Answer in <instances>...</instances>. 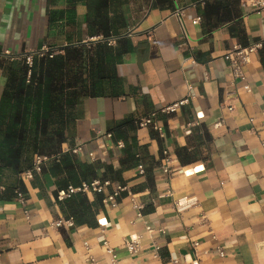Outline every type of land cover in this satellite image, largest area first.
I'll return each instance as SVG.
<instances>
[{
    "label": "crops",
    "instance_id": "crops-1",
    "mask_svg": "<svg viewBox=\"0 0 264 264\" xmlns=\"http://www.w3.org/2000/svg\"><path fill=\"white\" fill-rule=\"evenodd\" d=\"M258 41L247 90L226 54ZM71 46L99 50L107 70L94 80L104 92L79 98L62 149L82 144L73 154L99 162L95 178L110 180L85 193L91 202L120 183L129 191L116 207L99 199L94 226H55L70 217L65 200L73 193L57 198L66 171L48 163L24 180L5 167L0 189L21 179L27 191L24 202L0 196V264H91L89 255L93 264H111L104 238L121 264H264V14L241 0H0V99L10 66L24 61L14 54L48 48L57 55ZM189 91L187 104L159 114L164 136L136 122ZM138 233L141 249L130 253L124 239Z\"/></svg>",
    "mask_w": 264,
    "mask_h": 264
},
{
    "label": "trees",
    "instance_id": "trees-1",
    "mask_svg": "<svg viewBox=\"0 0 264 264\" xmlns=\"http://www.w3.org/2000/svg\"><path fill=\"white\" fill-rule=\"evenodd\" d=\"M106 67L99 50L83 46L67 47L65 53L52 57L36 56L31 74L24 61L11 65L0 99V172L10 167L20 175L32 167L34 155L61 152L79 98L104 92L101 82L99 86L94 80L104 78ZM179 156L188 160L183 151ZM51 163V170L66 171V188L69 183L95 179L99 162H83L67 152ZM26 191L20 179L16 186L0 189V196L13 198ZM99 199L103 198L98 196L94 204L85 193H73L65 200L68 216L77 225H96L93 206L98 208Z\"/></svg>",
    "mask_w": 264,
    "mask_h": 264
},
{
    "label": "built area",
    "instance_id": "built-area-1",
    "mask_svg": "<svg viewBox=\"0 0 264 264\" xmlns=\"http://www.w3.org/2000/svg\"><path fill=\"white\" fill-rule=\"evenodd\" d=\"M242 4L248 5L254 9L255 12L259 14H264V0H241ZM176 15L179 18V21L181 23L182 29H183V36L188 39V30L185 23V17L183 10H177ZM200 21V17H196L192 19L193 23H198ZM263 46V43L261 41L253 42L248 45H234L231 49L228 50L226 56L230 62L231 65V72L234 76V78L239 79V81H244L245 85L244 87L247 90H250V85L247 83V74H246V66L251 61L252 54L257 52L258 49H260ZM54 56L55 51H50L48 48H44L42 50H38L36 52H24L21 54L13 55V58L17 59H23L25 63L29 67V74L31 73V68L34 65V59L36 55H47ZM12 55V54H11ZM189 89L192 88V85H188ZM191 93L189 91L188 95L185 97L170 103L160 109H155L148 113L147 115L141 117L138 119L137 123L139 126H153L156 130L159 131V133L164 136L165 130L163 124L160 122L158 116L160 113H171L175 112L178 108L183 106L184 104H187L190 100ZM231 109L233 107H230ZM107 135L110 137L112 136L111 132H107ZM262 145L264 146V139L261 141ZM117 144L121 147L124 146V142L122 140L118 141ZM83 145L78 144L72 148L62 149L61 152L57 154L52 155H46V154H37L35 155L33 165L31 168L25 169L23 172H21L20 176L24 180H30L32 179L36 173H40L43 170V167L47 165L48 163H51L53 161H60L61 155L63 153H75L78 154L82 151ZM90 157L95 160L96 155L95 151L89 152ZM163 172L167 176H171L174 169L171 166V158L167 154V151L164 150V162L161 165ZM138 170L140 173L145 172V165L143 162H140L138 165ZM108 185H110V180L108 179H100L95 178L91 181L82 180L80 184L75 185L72 183H69L68 186L65 189H62L58 191L57 198L59 200L65 199L68 195L75 193V192H94V191H102L104 190ZM124 191H129V186L124 183H120L116 185L109 193H107L103 200L106 202H110L114 207L118 206L119 199L122 197V193ZM131 200L135 207L142 209L144 207L143 202H139L136 200V197L130 192ZM18 199H20L22 202L25 201V196L22 192H18ZM139 215H141V212L139 211ZM55 226H61V225H68V226H74L75 221L73 217L69 218H60L53 222ZM147 230L152 231V227L150 225L147 226ZM141 238L142 235L140 233L127 237L124 239L125 247L127 248L128 252L134 253L141 249ZM86 246L88 247V242H85ZM102 246L105 249V251L109 254V259L111 264H121L118 254L115 252V247L112 245V243L107 239L104 238L102 240ZM156 250H159V245H155ZM219 253L221 255H224L223 249L219 248ZM88 260H90L91 264L95 262V257L93 255L88 256Z\"/></svg>",
    "mask_w": 264,
    "mask_h": 264
}]
</instances>
